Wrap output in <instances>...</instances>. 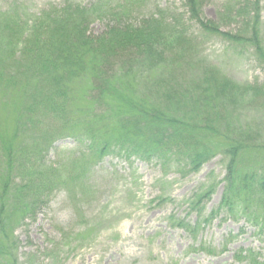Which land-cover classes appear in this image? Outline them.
<instances>
[{
    "label": "trees",
    "instance_id": "trees-1",
    "mask_svg": "<svg viewBox=\"0 0 264 264\" xmlns=\"http://www.w3.org/2000/svg\"><path fill=\"white\" fill-rule=\"evenodd\" d=\"M147 1L0 11V114L15 128L10 137L0 132V264H19L15 232L56 189L71 192L110 155L156 159L187 174L222 156V206L264 227V142L243 122L248 112L264 114V84H238L204 62L189 27L164 10L135 20ZM182 1L201 37L252 50L264 66L261 0L233 7L246 21L238 34L203 17L205 0ZM98 21L106 29L93 35ZM66 138L83 148L74 164L47 163ZM214 192L194 195L191 206Z\"/></svg>",
    "mask_w": 264,
    "mask_h": 264
},
{
    "label": "rangeland",
    "instance_id": "rangeland-1",
    "mask_svg": "<svg viewBox=\"0 0 264 264\" xmlns=\"http://www.w3.org/2000/svg\"><path fill=\"white\" fill-rule=\"evenodd\" d=\"M68 1L83 5L107 1L115 7L121 0H0V11L14 5L36 14ZM240 3L244 0H205L202 15L222 32L238 34L246 22L233 11ZM260 7L264 43V0ZM160 10L189 27L204 62L219 67L238 84H264V66L252 50L231 47L217 37H201L182 0H148L134 17ZM105 29L106 22L98 21L90 32L100 35ZM87 88L80 84L77 93L83 95ZM5 114H0V132L10 137L14 123ZM263 119L264 114L248 112L243 120L261 132L259 142H264V125L259 126ZM82 150L74 139H62L46 161L73 165ZM90 170L81 177L82 183L70 187L71 192L56 189L35 217L18 227L19 264H264V227L221 204L227 174L222 156L192 174L156 159L126 160L118 155L105 157ZM210 186H215L212 197L191 206L193 196Z\"/></svg>",
    "mask_w": 264,
    "mask_h": 264
}]
</instances>
